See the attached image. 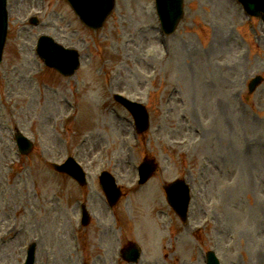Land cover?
<instances>
[{
    "label": "rangeland",
    "instance_id": "rangeland-1",
    "mask_svg": "<svg viewBox=\"0 0 264 264\" xmlns=\"http://www.w3.org/2000/svg\"><path fill=\"white\" fill-rule=\"evenodd\" d=\"M152 2L116 0L94 30L65 0H47L38 26L25 19L39 0H8L0 64V264H22L31 243L35 264H130L116 257L131 238L144 250L133 264H204L207 251L221 264H264V81L248 90L255 74L264 76L263 23L256 17L251 31L235 0H185L184 18L164 37ZM44 33L81 51L76 74L62 76L36 55ZM114 92L146 104L147 131L133 133L132 116ZM18 129L33 141L28 153L17 149ZM67 156L88 171L83 186L55 167ZM145 156L158 169L147 192L131 187ZM102 169L124 191L121 228L99 198ZM176 178L191 185L185 222L164 197L163 184ZM79 197L93 212L79 236L81 254L70 230ZM127 209L134 225L124 222Z\"/></svg>",
    "mask_w": 264,
    "mask_h": 264
},
{
    "label": "water",
    "instance_id": "water-1",
    "mask_svg": "<svg viewBox=\"0 0 264 264\" xmlns=\"http://www.w3.org/2000/svg\"><path fill=\"white\" fill-rule=\"evenodd\" d=\"M112 0H71L75 8L78 10V12L81 14V16L84 18V20L93 27H99L102 25L105 17L109 13L111 7H112ZM1 4L3 5L4 0H0ZM160 11L163 13V16L165 17V21L167 24L176 25L178 20L180 19L182 15V0H158ZM4 7V5H3ZM3 7H1L0 11V18H1V26H0V52L3 47L4 38L6 34L5 30V12ZM261 9V8H259ZM258 12V10H257ZM40 52L41 54L46 55V60L49 64L54 65L58 67L59 69L63 70L65 73H72L77 66L79 65V61L77 60V52L74 54H71L67 56V53L63 51L60 47L56 45H50L47 40H42L40 44ZM48 52V53H47ZM1 54V53H0ZM77 56V57H76ZM72 61V64H71ZM71 64V65H70ZM68 65H70L68 68H66ZM259 78H256L251 83V87L255 86V84L258 82ZM136 117L137 121L140 124L141 129L145 128L147 126V112L144 107H132ZM17 141L22 148L24 152H28L32 148V143L28 140L27 137H25L21 132L17 133ZM73 169L72 171H75L77 168L74 167V162L70 163ZM151 167L149 170H147L148 173H150ZM108 178L104 176V186L108 187ZM168 194L170 201L174 203L177 211L180 214H184V211L187 209L188 201H189V188L187 184L184 181H177L172 183L170 186L167 187ZM138 249H135L132 252V256H137ZM30 261L33 258V252L31 251L29 254ZM210 264H218L217 259H212Z\"/></svg>",
    "mask_w": 264,
    "mask_h": 264
}]
</instances>
